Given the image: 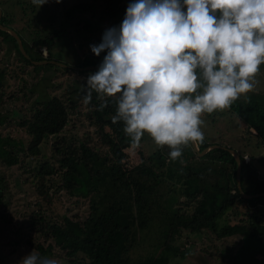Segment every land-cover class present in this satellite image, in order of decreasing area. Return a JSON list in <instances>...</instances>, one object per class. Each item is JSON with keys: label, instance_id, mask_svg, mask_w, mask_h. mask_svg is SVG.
Wrapping results in <instances>:
<instances>
[{"label": "trees", "instance_id": "obj_1", "mask_svg": "<svg viewBox=\"0 0 264 264\" xmlns=\"http://www.w3.org/2000/svg\"><path fill=\"white\" fill-rule=\"evenodd\" d=\"M126 0H95L96 4L77 3L67 8V19L73 12L81 13L98 7L100 17L113 18L126 11ZM0 24L8 26L5 14L1 12ZM20 37L23 50L29 56L26 59L18 50L14 38L0 30V36L8 40L22 64L34 65L30 62L50 60L49 47L53 37L60 34L56 31L52 36L34 37L27 44L20 32L13 28ZM45 48L47 57L40 55L39 50ZM102 62L101 57L86 55L77 67L96 65ZM61 71L66 66L45 63ZM97 70H78L80 74H92ZM9 72L0 68V108L12 97L6 95L8 83L5 77ZM15 76V73L13 74ZM23 82V78L19 77ZM84 92L79 101L51 95L43 101L35 103L30 115L19 118L18 124L23 128L26 141L0 135V164L7 167L22 163L23 157L31 156L36 162V168H25L30 175L29 185L36 193L35 210L25 217L26 227L32 232L26 238V243L41 256L48 254L65 259L67 262H86V264H152L158 256H165L166 249H171L183 234L186 238L207 231L213 238H223L240 235L245 247L251 249L249 260L253 254L264 260V196L249 199L242 198L235 185V161L227 149L213 148L204 153L200 159L220 163L222 169H231L232 186L224 191L207 188L212 184L209 178L205 180L196 168L188 164L178 171H170L165 176L152 178V185L131 176L132 170L146 172L145 160L139 158L135 166H128L127 154L122 146L123 122L113 123L116 104L114 98H106L107 105L99 110L102 101L97 94L92 93L89 104L83 103ZM68 101L65 103L64 99ZM80 107L82 108L80 110ZM228 109L239 116L244 124V132L254 136L255 147H264V100L256 95L241 97L234 101ZM76 110L74 115L81 116L83 123L91 127V131L82 132L80 138H68L61 134L69 121V111ZM8 112L0 110V125L8 117ZM250 129L254 132L251 133ZM49 139L52 160L44 159L39 145ZM198 150L210 145L195 142ZM225 147V146H224ZM167 146L159 147L166 154ZM184 149V148H183ZM195 155L193 154L192 157ZM240 161L239 182L243 193H264V176L243 160ZM136 161V162H137ZM260 161H263L261 158ZM170 171V172H169ZM146 179V178H145ZM0 182L3 183L2 178ZM53 187V188H52ZM165 187V193L160 192ZM5 187H0V200ZM63 191L69 197H78L87 201V214L82 218L77 214L62 215L59 220L46 216L47 206L52 202V195L59 196ZM164 194V195H163ZM39 199V200H38ZM233 206H240L242 212L234 211ZM232 209L235 214L229 224L220 222L232 217L227 211ZM227 212V213H226ZM238 217H237V216ZM140 239L149 242V248L144 254L131 256V249L140 235ZM176 250V249H173ZM254 250V251H253ZM177 251V250H176ZM163 254V255H161ZM167 255V254H166ZM251 257V258H250Z\"/></svg>", "mask_w": 264, "mask_h": 264}, {"label": "rangeland", "instance_id": "obj_2", "mask_svg": "<svg viewBox=\"0 0 264 264\" xmlns=\"http://www.w3.org/2000/svg\"><path fill=\"white\" fill-rule=\"evenodd\" d=\"M79 2L88 5L93 2L96 4L95 0H47L45 4L38 7L32 3V0H0V9L5 14L8 26L17 29L27 44L31 38L52 36L60 30V34L53 37L50 44V60L65 64L67 68L61 71L41 63L34 64L41 65L40 68L35 69L32 65L22 64L12 44L0 36V68L10 73L9 77H5L8 83L6 95L11 94L12 97H16V100L10 98L0 108L2 112L9 114L6 122L0 125L2 137L9 136L25 142L26 136L18 120L23 115H30L35 103L43 101L46 97L66 96L68 99L79 101L83 93L82 85L89 74L78 73L77 65L86 55H93L90 45H98L106 29L118 28L126 13L125 11L107 19L100 17L97 7V9L92 8L81 13L73 12L67 19L65 15L67 8ZM132 2L134 0L125 1L126 9ZM39 52L41 56L47 57L48 52L45 48H41ZM105 55L106 51L99 57L103 60ZM19 77L24 79L23 82L19 80ZM256 79L259 81L256 89L247 93L246 96L248 98L256 95L258 99L264 100V64L260 66ZM64 101L68 104L66 98ZM75 112L76 110L69 111V121L61 134L78 139L82 132L91 131V127L84 124V121L80 124L78 118L81 121L83 119L81 116L74 115ZM201 119L203 120L201 130L207 143L229 147L237 154H241L243 160L250 163L260 176H264V147H255L254 136L244 132V124L239 116L228 109H217L213 113H203ZM250 132L254 131L250 129ZM123 136L125 140L122 148L127 154L128 166H135L139 158L144 159L148 164L146 172L132 170L131 176L139 181L142 178L143 182L146 181V184L152 185L153 179L146 177L144 173H149L154 179L156 176L166 177L168 167L170 171H178L189 164L196 168L205 180L209 178L212 184L207 188L209 194L213 195L212 190L222 192L226 187L232 186L231 169L227 168L225 171L220 163L200 159L201 156H196L190 144L184 147L182 157L173 161L166 154L161 153L159 151L161 146L156 145L146 134L137 149L130 147V137L124 130ZM49 139L42 141L39 145L43 154L40 161L49 158L52 160ZM166 152L169 153L168 147ZM193 154L194 157H192ZM19 156L23 159L17 166L7 167L0 164V178L3 180V183L0 182V187H5L0 200V264H20L24 256L30 252L36 253L26 243V238L32 235V232L26 227L25 217L35 210L34 202L37 196L29 185L30 175L24 169L36 168L38 160L31 156L25 157L21 153ZM261 158L263 161H260ZM160 192L165 193V187H162ZM58 194L59 196L52 195V202L45 212L46 216L59 220L62 215L77 214L82 218L87 214V201L74 196L69 197L63 191H58ZM233 210L242 212L240 206H233ZM233 210L230 209L227 212L232 213ZM225 215L220 218L219 223H236L232 221L235 214L232 213V217L227 219L224 218ZM142 234L141 232L131 249L132 257L144 254L150 246L145 239H140ZM240 238H242L240 235L213 238L207 231L200 232L198 236L191 235L189 238L181 234L177 242L170 245L171 249L167 248V252L163 253L165 256H158L152 264H264V260L261 262L259 255L253 254L252 260L247 258L252 251L245 247V243L243 244ZM42 256L55 259L57 264H86V262H67L65 259L48 254Z\"/></svg>", "mask_w": 264, "mask_h": 264}, {"label": "clouds", "instance_id": "obj_3", "mask_svg": "<svg viewBox=\"0 0 264 264\" xmlns=\"http://www.w3.org/2000/svg\"><path fill=\"white\" fill-rule=\"evenodd\" d=\"M90 50L106 55L82 85L83 103L95 92L103 110L114 98L112 121L123 122L130 147L146 134L175 161L189 142H204L203 113L229 108L256 89L264 0H134L119 27L106 29ZM20 264L57 261L30 252Z\"/></svg>", "mask_w": 264, "mask_h": 264}, {"label": "water", "instance_id": "obj_4", "mask_svg": "<svg viewBox=\"0 0 264 264\" xmlns=\"http://www.w3.org/2000/svg\"><path fill=\"white\" fill-rule=\"evenodd\" d=\"M0 16H1V9H0ZM0 30L9 33L14 38L20 53L26 59H29V56L23 50L21 39L16 34V32L11 27L5 26V25H2V24H0ZM30 62L32 64H41V63L45 64V63L49 62V63L55 64L57 66H66L65 64H62V63H59V62H56V61H53V60H40V61L30 60ZM76 68L78 70H80V71H82V70H98V66H96V65H88V66H85V67H76ZM189 144H190V147L193 150V152L196 154V156H202L208 150L213 149V148H224V149H227L226 147L221 146V145L210 144V145L206 146L205 148H203L201 150H198L195 142H189ZM227 150L229 151V153L234 158V161H235V164H236V166H235V175H234V177H235V185H236V188H237L238 192L240 193L241 197L245 198V199H249V198H253V197H257V196H264L263 192H259V193H255V194H245V193L242 192L241 187H240V182H239V172H240L239 156L234 150H232V149H227Z\"/></svg>", "mask_w": 264, "mask_h": 264}]
</instances>
